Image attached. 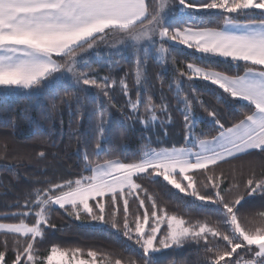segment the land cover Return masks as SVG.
I'll use <instances>...</instances> for the list:
<instances>
[{
    "label": "snow or ice",
    "instance_id": "obj_1",
    "mask_svg": "<svg viewBox=\"0 0 264 264\" xmlns=\"http://www.w3.org/2000/svg\"><path fill=\"white\" fill-rule=\"evenodd\" d=\"M257 10L260 18H255ZM221 18L222 24L212 26ZM113 37L117 46L144 53L143 57L137 55L135 61V101L131 100L126 80H120L123 94L129 97V119L147 126V119L139 111L143 105L146 112L152 113L151 120H157V105L152 96L145 97L143 87V65L150 49L157 45V59L166 58L169 49L176 45L194 49L201 54L199 59L212 63L239 68L243 62V74L230 75L228 69L217 71L207 65L188 63L180 76L208 82L223 94L246 101L254 110L230 127L225 126L215 111H208L218 134L210 140L201 139L194 132L197 118L192 111L193 100L188 95L181 96L183 81H180L176 95L178 105H184L186 144L160 149L148 145L141 149L140 156L130 161L125 156L96 165L85 153V171H90L91 176L81 175L59 184L47 182L49 187L30 194L35 198L25 202L28 211L11 214L19 217L20 223H0V231L17 237L11 264H96L95 251L87 253L93 258L91 261L76 259L75 255L69 260L67 250L56 245L38 258L37 242L45 238V226H52L49 213L57 205L65 210L70 208L69 215L75 214L77 220L81 214H87L94 221L104 220L105 205L99 201L106 193L111 195L112 205L117 209L121 200L124 204L122 228L116 211L112 213L111 226L122 231L128 240H135L143 251L145 264H153L151 257L155 254L188 240L198 244L203 240L210 254L207 264H264V229L249 230L239 216L245 197L226 199L225 192L231 189H225L218 177L206 176L202 189L194 178L197 171L207 173L210 165L228 158L253 151L264 153V0H0V87L25 90L28 94L34 91L55 94L59 84L71 79L78 90L87 92L95 87L110 98L108 89L115 87V81L110 83L108 77L98 78L90 71L80 72L77 65L81 53ZM165 44L169 47L165 48ZM219 98L225 99V96ZM62 102L70 104V101ZM160 107L162 112L167 111L166 104ZM110 126L111 119L105 117L101 103L94 155L100 154ZM145 175L163 177L168 185L194 201L214 205L224 230L209 226L207 221L191 223L169 215L135 182ZM246 188L250 190L249 197L264 193V176H252ZM129 196L139 201L138 209H144L134 220L129 218ZM90 201L97 203L90 204ZM147 202L151 203L150 209ZM260 215L264 217V212ZM28 218H34L35 222L26 223ZM4 248L5 251H0V264H8L7 241ZM241 249L254 253L258 259H243L238 251ZM114 264L137 262L131 258L116 259Z\"/></svg>",
    "mask_w": 264,
    "mask_h": 264
},
{
    "label": "trees",
    "instance_id": "obj_2",
    "mask_svg": "<svg viewBox=\"0 0 264 264\" xmlns=\"http://www.w3.org/2000/svg\"><path fill=\"white\" fill-rule=\"evenodd\" d=\"M255 18H260L258 11ZM222 23L221 18L212 26ZM156 47L150 49L149 57L143 65L144 95L152 96L153 103L157 105L156 121L151 120L152 113L146 112L143 105L139 109L141 117L148 121L147 126L141 124L139 120L128 118L131 111L128 105L129 97L123 94L120 85L121 79L126 80L131 100L135 101L137 98L135 61L137 55L143 57L144 53H137L132 48L113 51L107 48L106 42L99 43L86 51L89 54L86 60L94 55L96 62L88 64L85 60L77 65L80 72L90 71L98 78L108 77L110 83L115 81V87L108 89L110 98L104 97L103 92L95 87H90L87 92L78 90L73 86L74 81L71 79L59 84L55 94L47 91L43 93L34 91L28 94L25 90L2 89L1 223H20V218L11 214L28 211L29 209L24 207L25 202L35 198L30 194H34L37 189L49 187L50 184L47 182L59 184L65 180H75L81 175L91 176L90 171H85V153L92 164L96 165L125 156L130 161L140 156L141 149L148 145L156 149L184 146L186 144L184 105H178L176 95V86L180 81H183L181 96L188 95L193 100L192 111L197 118L194 132L201 139L210 140L218 134L217 126L207 115L208 111H215L225 126L230 127L242 119L244 114L254 110L252 105L223 94L222 90L216 89V86H211L208 82L200 79L188 80L187 76H180L188 63L207 65L217 71L228 69L230 75L243 74L244 63H241L239 68L226 63H212L199 59L201 54L194 50L176 45L169 49L166 58L157 59L154 56ZM164 47L168 48L169 45L165 44ZM221 95H224L225 99H220ZM62 101H70V104ZM101 103L104 106L105 117L111 119V126L105 133L102 149L97 156L94 155L99 136L96 125ZM164 104L167 105V111L162 112L160 105ZM206 176L222 179L223 187L231 189L225 192L226 199L245 197L239 216L246 228L252 231L257 228L264 229V217L260 215L264 212V193L257 192L249 197L247 192L250 190L246 188L249 178L264 176V153L253 151L211 165L207 173L197 171L194 178L201 189ZM135 182L140 184L142 189H146L158 207L164 208L169 215H175L191 223L207 221L209 226L224 230L220 218L215 214L214 205H203L199 201H194L193 198L168 185L162 177L145 175ZM140 195L144 197L143 192ZM128 199L131 213L129 218L134 220L135 215H142L144 209H138L139 201H134L132 196ZM99 202L105 205L104 220L94 221L87 214H81L77 220L75 214L69 215L70 208L65 210L54 206L49 213L52 226H45V238L37 242L38 258L47 254L51 247L56 245L61 250H67L69 260L75 255L76 259L91 261L93 258L88 257L87 253L95 251L96 264H114L116 259L127 261L130 258L137 264H145L143 251L135 240H128L122 231L111 226L114 219L112 213L116 211V219L122 228L123 201H120L118 209L112 205L110 194L105 195ZM95 203L97 201H90V204ZM147 203L150 209L151 203ZM25 222L32 224L35 221L34 218H28ZM16 240L17 237L14 235L0 233V251H5L4 243L7 241L8 264H11L14 258L12 249ZM20 242L23 244L22 239ZM219 247L223 249L222 241ZM75 249H81L82 252L75 253ZM238 251L245 260L258 259L254 253H246L242 249ZM209 255L203 240L199 244L188 240L181 246H174L155 254L151 259L153 264H207Z\"/></svg>",
    "mask_w": 264,
    "mask_h": 264
},
{
    "label": "rangeland",
    "instance_id": "obj_3",
    "mask_svg": "<svg viewBox=\"0 0 264 264\" xmlns=\"http://www.w3.org/2000/svg\"><path fill=\"white\" fill-rule=\"evenodd\" d=\"M258 11V10H257ZM106 45H107V48L108 49H112L113 51H119V50H123L124 48H127V47H124V46H117V44H116V38L115 37H113V38H111L110 40H108L107 42H106ZM155 54L156 53H154V56H155ZM88 52H84V53H81L80 54V56H81V59H80V61H85L86 60V58L88 57ZM91 58V59H90ZM105 58H107V57H105ZM104 58V59H105ZM97 59V58H96ZM104 59L102 60V61H104ZM86 62H88V64H92V63H94V62H96V60H95V56L93 55L92 57L90 56L89 57V59H87L86 60ZM4 90V88L3 87H0V92H2L3 90ZM240 155H242V154H240ZM228 159H231V158H228ZM228 159H226V160H228ZM219 163V162H218ZM211 166V165H210ZM92 175V174H91ZM163 178V177H162ZM106 195H109V194H107L106 193ZM55 207H59L58 205L57 206H55ZM1 223V222H0ZM5 224H12V223H5ZM0 233H4V232H2V231H0ZM253 247H255V246H253Z\"/></svg>",
    "mask_w": 264,
    "mask_h": 264
},
{
    "label": "crops",
    "instance_id": "obj_4",
    "mask_svg": "<svg viewBox=\"0 0 264 264\" xmlns=\"http://www.w3.org/2000/svg\"><path fill=\"white\" fill-rule=\"evenodd\" d=\"M183 47H184V46H183ZM184 48H186V47H184ZM192 50H194V49H192ZM241 63H243V62H241ZM236 100H238V99H236ZM239 101L247 103L246 101H243V100H239ZM253 107H254V106H253ZM238 156H239V155H238ZM220 162H222V161H220Z\"/></svg>",
    "mask_w": 264,
    "mask_h": 264
}]
</instances>
